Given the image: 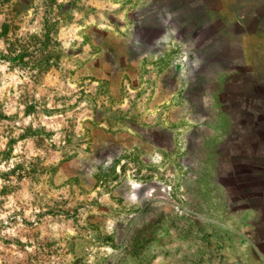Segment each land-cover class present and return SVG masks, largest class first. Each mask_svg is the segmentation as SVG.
I'll use <instances>...</instances> for the list:
<instances>
[{
    "label": "rangeland",
    "instance_id": "1",
    "mask_svg": "<svg viewBox=\"0 0 264 264\" xmlns=\"http://www.w3.org/2000/svg\"><path fill=\"white\" fill-rule=\"evenodd\" d=\"M253 114L264 0H0V264H230Z\"/></svg>",
    "mask_w": 264,
    "mask_h": 264
},
{
    "label": "crops",
    "instance_id": "2",
    "mask_svg": "<svg viewBox=\"0 0 264 264\" xmlns=\"http://www.w3.org/2000/svg\"><path fill=\"white\" fill-rule=\"evenodd\" d=\"M240 121L234 129L242 137L232 138L226 152L230 168H221L225 219L218 225L230 233V264H264V127L254 114L250 123Z\"/></svg>",
    "mask_w": 264,
    "mask_h": 264
}]
</instances>
